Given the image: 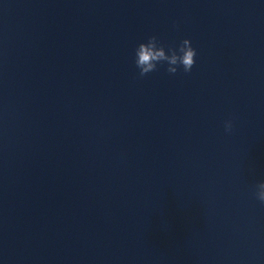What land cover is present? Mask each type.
<instances>
[{"label":"clouds","instance_id":"9594fccd","mask_svg":"<svg viewBox=\"0 0 264 264\" xmlns=\"http://www.w3.org/2000/svg\"><path fill=\"white\" fill-rule=\"evenodd\" d=\"M197 50L192 46L190 39H183L177 46L165 45L156 35H151L146 42H141L135 49L134 63L139 70V76L144 77L158 70L161 64H167V72L175 75L181 68L184 73H190L196 64ZM233 119L224 121L226 133H232ZM254 199L264 206V179L253 186Z\"/></svg>","mask_w":264,"mask_h":264}]
</instances>
